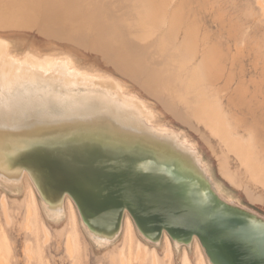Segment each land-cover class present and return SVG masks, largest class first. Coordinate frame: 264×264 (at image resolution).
Listing matches in <instances>:
<instances>
[{"label": "bare ground", "instance_id": "bare-ground-1", "mask_svg": "<svg viewBox=\"0 0 264 264\" xmlns=\"http://www.w3.org/2000/svg\"><path fill=\"white\" fill-rule=\"evenodd\" d=\"M50 1L56 5L53 7V25H41L37 32H33L34 37L26 50L28 56L32 57L31 61L34 69L25 70L18 68L17 65L10 66L9 69L0 68V109H5L7 105L11 106L13 103L16 104V110L9 108V114H4L5 112L1 110L0 129L13 124L15 127L22 126L25 120L26 122L31 120L29 117L32 114L28 113L31 102L33 104L32 110L35 112L37 110L35 103L37 94L39 92L43 96L45 94L43 92L45 91L44 87L38 86L39 79H37V75L39 74H42L41 76L50 74L51 76L48 78L51 81L49 82L50 85L52 83L58 85V88H53V93L55 94L58 91L66 105L69 108H75L79 114L101 113V108L104 107L111 109L114 113L122 114L119 117L127 126L131 124L133 116L136 120H145L152 128L154 126L148 121L150 114L143 113L145 107L140 102H136L139 101L138 98L133 99L123 90H118L115 84L116 78L122 82L124 79H128L129 74L131 76L138 74L139 77H142L144 89L147 93L146 98L152 104L153 112L165 116L170 112L169 105L174 108L182 106L186 117L194 120L200 127L203 126V129L209 132L210 138L217 141L221 148V154H217L208 140L203 141L199 148L207 153L209 166L220 180H226L239 187L242 186L237 173L230 167L229 159L232 156L237 162V170L240 174L264 192V141L257 137L253 128L244 127L238 117H229L222 107L212 85L219 83L225 76L224 58L215 41L212 43L210 38L206 36L203 39V36L199 39L193 36L196 32L194 33L190 28V22L188 21V23L185 19L186 15L182 14L184 11H175L176 8L173 7L174 10L171 8L172 0ZM47 3H49L48 0H0V35L9 32V26L10 29L12 27L15 29L16 25L24 24V20L29 19V22H33L34 26L37 25L41 14L40 10ZM256 6L259 8L260 15L264 16L263 3L256 0ZM23 15L27 16L28 19ZM61 22L67 23V25L68 23H78L89 33H94L100 43L106 49L112 51V54L114 52L120 53L124 59L119 60L118 63L126 69L127 73L115 69L116 71L114 70L112 76L106 77L94 69L79 74V80L74 82L71 79L72 81H70L66 68L68 62H61V57L56 56L52 49L55 48L60 52L65 50L66 54L64 55L68 56L76 51V49H72L70 43L75 44L74 41L79 39ZM13 24L16 25L13 26ZM193 38L202 40L194 42ZM128 39L143 42L154 39V41L144 56H133L127 44ZM41 41H44L43 46L45 49L43 51L45 52L41 53L39 49L33 51L35 45L37 46ZM79 43L76 44L79 45ZM228 76L227 80L230 78ZM55 77H61L64 81L67 80L66 85L64 86L63 81L62 83L59 82L61 81L59 78L54 81ZM22 80L26 81L22 82L23 85L31 83V87L20 86L18 94L12 96L9 86L12 82ZM85 80H90L91 83H87ZM75 83H78L80 87H75ZM1 93H5V95L2 96ZM91 95L93 100L89 98ZM164 97L169 101H165L163 105H158L159 102H163ZM127 98L133 101L131 102L132 107L126 109L124 104L128 101ZM49 104H51L49 105L50 113L69 109L64 106L59 110L60 104L55 100H52ZM95 108L96 110L93 111ZM13 111L20 112V115H16L17 112L15 114ZM175 117L182 125L181 128L190 132L187 121H181L178 115ZM175 130V132L173 130V132L168 131L167 133H171L173 137L179 139L180 128L175 127ZM189 132H186V134L188 135ZM24 136L28 138V135L24 134ZM21 151L22 154H25L23 144ZM187 154L189 159L193 158L194 166L201 169L205 184L206 168L201 163L199 153L192 150L189 145ZM35 174H37L36 170ZM4 184V189L0 188L2 192L0 205L5 224L7 226L11 225L10 205L7 199L9 197L12 199L13 206L15 205L18 210L17 215L20 213L21 220L17 222L18 227L23 229L24 232L32 233L31 219L37 214V201L38 204L40 203L42 210V204L34 186L25 173L19 178L18 182L4 181ZM206 190L204 186L202 193L209 197ZM209 199L211 198L209 197L207 200ZM213 203L217 205L216 201H213ZM22 206L24 207V215L21 213ZM199 209L206 212L203 206H199ZM76 212L73 202L66 196L60 213L53 216L42 210L43 214H41L48 221H45V223L53 228L61 238L64 235L63 228L66 225L69 226L70 224L71 228L75 225ZM132 226L134 224L129 214L125 212L121 227L118 228L113 238L108 239L101 236L99 240H94L92 243L97 250L108 255L111 263L132 264ZM42 228L44 229L45 244H47L52 237H50L43 224ZM177 232L179 233L178 243L176 241L172 242L166 230L162 231L160 241L157 243H150L145 239L149 245L154 247L151 264H159L157 257L159 249L163 250L165 260L168 264H171V249L173 246L176 249L183 250V264H189L184 249L189 248L191 245H194L200 253L196 264H205L204 259L207 256L199 239L194 236L191 243L187 245L184 242L183 228H178ZM125 236L128 237L129 244L126 249H122L119 245ZM64 237L65 250L72 260L71 264H75L72 233H65ZM145 250L144 246L138 245L134 252L135 258L139 259V264H143L142 261L146 255ZM28 251L29 245L27 244L24 248L25 257L27 260H33V254ZM6 257L7 253L0 245V264H7ZM214 260L219 261L217 258H214ZM208 263L210 264L209 260Z\"/></svg>", "mask_w": 264, "mask_h": 264}, {"label": "water", "instance_id": "water-1", "mask_svg": "<svg viewBox=\"0 0 264 264\" xmlns=\"http://www.w3.org/2000/svg\"><path fill=\"white\" fill-rule=\"evenodd\" d=\"M0 62L9 69L19 61L7 56ZM41 75L38 86L45 94H37L35 112L31 102V120L0 129V188L4 181L18 182L25 173L43 212L53 216L62 211L68 196L92 242L101 236L113 238L127 212L138 235L150 243L159 242L165 230L177 242V229L183 228L184 242L189 245L197 237L210 264H216L214 258L223 264H264V216L223 198L218 205L207 200L201 169L189 159L182 140L162 130L170 127L154 129L133 116L127 126L122 114L104 107L101 113L79 114L58 91L53 93L58 85H50L51 75ZM58 78L65 86L67 80L54 81ZM22 82L26 81L9 86L12 96L20 86L31 87ZM89 98L93 100L92 95ZM127 99L126 109L133 101ZM52 100L59 102V110L69 109L50 113ZM9 108L16 110V104L0 113L9 114Z\"/></svg>", "mask_w": 264, "mask_h": 264}, {"label": "rangeland", "instance_id": "rangeland-1", "mask_svg": "<svg viewBox=\"0 0 264 264\" xmlns=\"http://www.w3.org/2000/svg\"><path fill=\"white\" fill-rule=\"evenodd\" d=\"M260 1L264 5V0ZM48 2L40 10L41 14L37 25L34 26L33 22L30 23L27 16L23 15L28 19L24 20V24H13V26L16 25L15 29L12 26V29H10L9 26V32L1 33L0 57L15 56L19 61L17 63L18 68L25 70L34 69L33 62L31 61L32 57L28 56L26 50L34 37L33 32H37L41 25H53V7L56 5L50 0ZM173 7L176 8L175 11H184L182 14L186 15V21L190 22V28H192L194 33L196 32L193 35L191 30L194 37L199 39L203 36V39L206 36L210 38L212 43L216 42L224 58L225 76L219 83L213 84L212 88L229 117H238L244 127L253 128L257 137L264 141V16L260 15L259 8L256 6V0H172L171 8L174 10ZM64 26H67L73 32L72 34L78 37L79 40L76 39L74 42L80 43L79 45L70 43L72 49H76L75 52L68 55L70 58L64 55L66 54L65 50L60 52L54 48L52 52L56 56L61 57V62H68L66 68L70 81L73 79L75 82L79 80V74H84L94 69L106 77L112 76L115 69L123 73L126 72V69L118 63L124 57L118 52L112 54V51L106 49L94 33H89L78 23H68V25L66 23ZM198 39L195 38L193 41L202 40ZM153 41L154 39L146 42L128 39L127 44L133 56H144ZM43 45L44 41H41L37 46L35 45L33 51L39 49L41 53L45 52L43 51L45 49ZM3 64L0 62V68H3ZM8 66L16 65L9 64ZM227 71L228 74L226 75ZM132 76L129 74L128 79H124L122 82L113 76L117 80L115 82L117 89L123 90L128 96H132L133 99L138 98L139 101L136 102H140L145 107L143 113L146 115L150 114L148 121L155 128H166V125L173 129L175 127L180 128L178 138L186 146L185 149L188 150L190 145L192 150L198 152L201 163L206 168L205 187L208 196L217 202H220V199L223 198L227 203L232 202V204H237L252 213L264 216V192L248 182L246 177L240 174L237 170V162L233 157L230 156L229 164L241 180V187L226 180H220L209 166V157H207L206 152L199 148V145H202L203 141L208 140L217 154H221L220 146L215 139L210 138L209 132L203 129V126L200 127L194 120L188 119L182 106L174 108L172 105H169L170 112L165 116L153 112L152 104L146 98L147 93L144 89L142 77H139L138 74ZM227 76L228 78L230 77L228 80ZM104 81L106 80L104 79ZM85 82L91 83L90 80H85ZM162 101L158 105H163L169 99L164 97ZM177 115L181 121H187L190 132L187 129L181 128L182 125L175 117ZM170 128L162 130L171 132L172 129L170 130ZM186 132H189L188 135ZM171 135L173 137V134ZM190 160L193 161V158ZM1 195L2 192L0 191V198ZM204 196L207 199L209 198L206 195ZM7 199L10 205V226H7L4 222L0 205V245L7 253V264H71L72 260L65 250L64 235L68 232L72 233L74 240L75 254L73 255V259L75 260V264H113L109 261L107 254L95 248L81 226L77 212L74 219L75 225L72 228L70 224L69 226L66 225L63 228L64 235L60 238L57 232L45 223L47 220L44 219L41 205L37 201V214L31 219L32 233H27L18 227L17 222L21 220L20 213L17 215L18 210L15 205L13 206L12 199L9 197ZM23 208L22 206V211H20L24 215ZM42 224L46 227L45 229L49 232L50 237H52L47 244H45ZM131 235L132 264H139V259L134 256L138 245L146 248V255L142 263L151 264L154 247L138 235L135 226L131 228ZM27 244L29 245L28 252L33 254V260H27L25 257L24 248ZM128 244V237L125 236L124 240L120 242L119 247L126 249ZM189 248L184 249L188 263L196 264L200 253L194 245H191ZM159 250L157 251L159 264H168L164 258L163 250ZM204 261L205 264H209L206 257ZM171 264H183V250L176 249L173 246L171 249Z\"/></svg>", "mask_w": 264, "mask_h": 264}, {"label": "snow or ice", "instance_id": "snow-or-ice-1", "mask_svg": "<svg viewBox=\"0 0 264 264\" xmlns=\"http://www.w3.org/2000/svg\"><path fill=\"white\" fill-rule=\"evenodd\" d=\"M216 264H223L222 261H216Z\"/></svg>", "mask_w": 264, "mask_h": 264}]
</instances>
